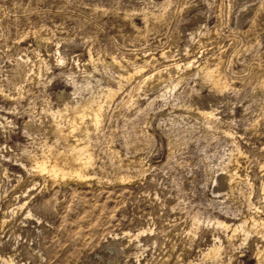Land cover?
<instances>
[{"label": "rangeland", "instance_id": "rangeland-1", "mask_svg": "<svg viewBox=\"0 0 264 264\" xmlns=\"http://www.w3.org/2000/svg\"><path fill=\"white\" fill-rule=\"evenodd\" d=\"M217 64L224 91L196 76ZM138 66L87 126L96 180L24 173L55 143L58 96H97ZM0 165V264H218L219 246L222 264H256V242L218 223L264 221V0H0ZM226 167L245 184L224 189Z\"/></svg>", "mask_w": 264, "mask_h": 264}, {"label": "bare ground", "instance_id": "bare-ground-1", "mask_svg": "<svg viewBox=\"0 0 264 264\" xmlns=\"http://www.w3.org/2000/svg\"><path fill=\"white\" fill-rule=\"evenodd\" d=\"M163 55L164 54H162L161 57ZM149 60L155 61V58H150ZM110 65H113V63H110ZM189 67H191L190 63H188L185 69ZM143 69L144 68L142 66H138L132 71L120 74V81L117 82L116 87L113 88V86L108 85L106 86L107 88L105 87L106 90L104 88L103 91L97 96L90 93L88 97H81L77 101H74V103L65 100L66 97H63V95L58 96L57 98L59 99V101H61V103H63V106L59 107L56 111L52 110L49 112V114H47L49 117L48 131L55 137V143L52 145L45 144L44 146H42L39 154H37L36 152L34 154L24 153L25 157L22 158V160L25 161L28 166L25 165V163L21 160L20 163L18 162L19 167L24 171V173H26L27 175L29 174V176L32 175L35 177H42L46 179V183L50 182L52 186H62L66 184L82 185L88 184L93 181L96 176L99 175H93V172L99 170L103 173V169H101L100 166L98 167L96 164L97 155H95L94 151L92 150L91 144L85 143L84 141L85 137L89 136L90 134V130L87 126L89 125L97 131L98 129L100 130V126L101 124H103V118L105 117L104 112L105 110H107L106 107L115 99L117 94L122 90V81L130 82L133 77L136 74L141 73ZM222 74L223 73L219 71V64H217L214 69H210L208 67H198L196 70V76L202 78L201 85L202 83L204 84V82H207L213 88L219 91H224L230 86L228 79ZM166 75L167 79L170 80L172 78L171 73H167ZM142 79L145 84L149 83V81L152 79V75H145ZM183 80L184 78L180 79L176 85L180 84ZM211 115H213L211 112H200L198 116L199 118L205 119L211 117ZM30 124H27V128L32 127V125ZM70 138L73 140H70ZM236 152L238 153V155H242L239 149H236ZM0 167L3 168L4 173L7 175L8 169L2 167L1 165ZM128 180L121 181L125 182ZM216 180L218 181V183H220L222 187H224V189H230L233 185L239 186V184H245L246 182L240 175H238V173H236V169L230 167L222 169V173L218 176ZM220 185L219 187H221ZM26 206L27 202L22 201L19 204L18 209L21 211ZM26 215L28 217H32L30 212H27ZM6 224L7 222L5 220H2L1 225L5 226ZM218 225L221 226L225 231L231 232V236L228 237L229 240L236 238L237 235L240 234L239 239L241 242L248 244V241L250 239L256 242L257 247L255 250H253V254L256 256L257 259L256 264H263L262 262L264 261V221L256 220L254 218H251L250 220L242 219L241 225L234 228L230 227L231 225L229 226L225 224V222H220L218 223ZM139 235L140 233H138L136 237H138ZM259 246L261 247V250H259ZM221 251L222 248L219 246L215 249L208 250L206 256H209L208 258H210V256L212 255L214 261L218 262V264H222V257L220 256Z\"/></svg>", "mask_w": 264, "mask_h": 264}]
</instances>
